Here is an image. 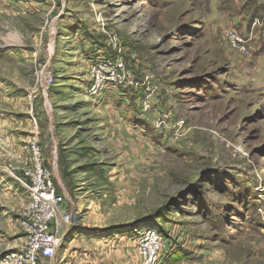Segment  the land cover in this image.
<instances>
[{"label": "rangeland", "instance_id": "1", "mask_svg": "<svg viewBox=\"0 0 264 264\" xmlns=\"http://www.w3.org/2000/svg\"><path fill=\"white\" fill-rule=\"evenodd\" d=\"M32 146L63 196L36 264H264V0H0V264Z\"/></svg>", "mask_w": 264, "mask_h": 264}, {"label": "built area", "instance_id": "2", "mask_svg": "<svg viewBox=\"0 0 264 264\" xmlns=\"http://www.w3.org/2000/svg\"><path fill=\"white\" fill-rule=\"evenodd\" d=\"M232 34L240 43L245 44L248 41L247 37L238 34L235 29ZM31 151L34 161L32 184H24L31 198V203L26 207L27 239L23 250L12 254L15 262L19 264H36L39 258L51 259L61 236L58 217L61 214L59 208L63 196L56 192L47 170L42 166L40 148L32 146ZM144 233L147 240L155 239L157 246L159 245L161 236L157 230H145Z\"/></svg>", "mask_w": 264, "mask_h": 264}, {"label": "bare ground", "instance_id": "3", "mask_svg": "<svg viewBox=\"0 0 264 264\" xmlns=\"http://www.w3.org/2000/svg\"><path fill=\"white\" fill-rule=\"evenodd\" d=\"M1 177V176H0Z\"/></svg>", "mask_w": 264, "mask_h": 264}]
</instances>
